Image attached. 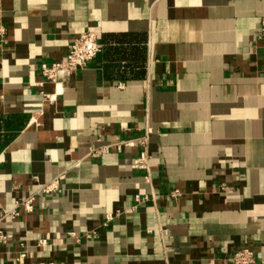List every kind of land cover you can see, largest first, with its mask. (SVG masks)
Segmentation results:
<instances>
[{
	"label": "crops",
	"instance_id": "1",
	"mask_svg": "<svg viewBox=\"0 0 264 264\" xmlns=\"http://www.w3.org/2000/svg\"><path fill=\"white\" fill-rule=\"evenodd\" d=\"M263 15L264 0H0V217L36 196L0 221V264H230L242 247L264 264ZM84 30L97 55L44 80ZM147 128L137 169L138 145L111 144Z\"/></svg>",
	"mask_w": 264,
	"mask_h": 264
},
{
	"label": "built area",
	"instance_id": "2",
	"mask_svg": "<svg viewBox=\"0 0 264 264\" xmlns=\"http://www.w3.org/2000/svg\"><path fill=\"white\" fill-rule=\"evenodd\" d=\"M258 37L264 38V15L261 17ZM0 42L1 43L6 42V29L1 24H0ZM100 48H101V44L98 42L97 37L93 31H88V30L81 31L67 46V52L63 59L52 62L50 64L42 63L40 65L41 76L46 81L56 83L58 81V76L61 72L71 73L79 68H82L97 55V53L100 51ZM41 94L45 100H52L55 97V94H47L44 92H41ZM32 122H35L33 118L30 120V123ZM150 131H151L150 128H147L144 134L138 136L135 139H127V140L123 139L111 145L114 146V148L118 151L121 149L122 146H134L135 144L138 145L139 150L137 155L133 158L132 167L137 169L147 170L149 165V154L147 152L146 146ZM109 147L110 146L105 145V146L92 148L89 151V155L92 157L98 156L102 153L107 152L109 150ZM63 177H64L63 174H59L53 179L41 184L37 190L38 191L37 193L51 194V193L60 192L61 191L60 182L63 179ZM222 187H224L223 184ZM179 194L180 191L178 189H174L170 192V196L174 198H177ZM35 197H36L35 194H30L25 198H23L22 200L16 201L13 208L3 213V215L0 217V221L3 218H9V219L16 218L19 215L20 210H23L25 212H31L33 210ZM147 199L148 196L135 195L134 197L135 202L132 208L134 209L137 203L146 201ZM115 214H118V212H115L114 214L108 213L106 215V221L111 220ZM104 224H106V222ZM67 234L68 236L78 240V236L77 234H75V232H68ZM96 234L97 232L93 230L91 232H87L85 234V237L86 238L94 237L96 236ZM40 242L43 243L44 240H40ZM7 243H8V237L0 225V245H4ZM24 256H25L24 253H20L16 257V261L18 264L22 261ZM229 262L230 264H255V252L250 247L239 248L230 255ZM30 264H55V263L53 261H47V262H32Z\"/></svg>",
	"mask_w": 264,
	"mask_h": 264
}]
</instances>
